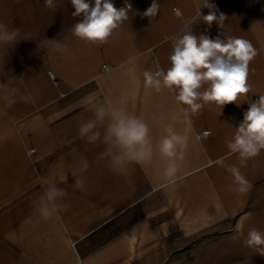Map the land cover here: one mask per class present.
Returning <instances> with one entry per match:
<instances>
[{
    "label": "crops",
    "instance_id": "1",
    "mask_svg": "<svg viewBox=\"0 0 264 264\" xmlns=\"http://www.w3.org/2000/svg\"><path fill=\"white\" fill-rule=\"evenodd\" d=\"M127 2L129 20L92 43L72 34L82 17H73L70 0H56L55 8L0 0V24L20 33L7 43L0 30V264H264L245 244L250 229L264 232V149L241 165L227 147L249 104L264 95V0H209L226 17L210 27L205 0H158L155 18L142 15L153 0ZM113 3L119 9L125 0ZM185 24L197 36L243 38L257 51L249 93L223 107L205 104L191 123L173 90L145 87L143 76L171 66L165 37L182 35ZM100 107L124 109L149 125L157 146L149 164L132 165L127 175L109 170L100 155L108 116L97 122L95 144L79 137V125L95 120ZM168 127L187 138L184 178L162 187L167 159L158 143ZM233 165L251 185L246 194L235 190Z\"/></svg>",
    "mask_w": 264,
    "mask_h": 264
},
{
    "label": "clouds",
    "instance_id": "2",
    "mask_svg": "<svg viewBox=\"0 0 264 264\" xmlns=\"http://www.w3.org/2000/svg\"><path fill=\"white\" fill-rule=\"evenodd\" d=\"M44 2L49 8L58 6L56 0ZM70 3L75 9L73 17H82L71 27L72 34L92 43L105 42L113 30L123 21L129 20V12L132 11V5L127 0L124 7L119 9L114 6L113 0L94 2L70 0ZM203 7L210 9L209 14L203 16L209 27L214 21L219 25L223 23L226 17L222 13L217 16L211 11L214 5L209 0H205ZM159 9L158 0H153L142 15L155 18ZM173 12L177 16L181 15L179 9H173ZM0 30H4L3 40L7 43H11L20 35L18 29L9 30L4 24H0ZM165 39L172 41L171 66L166 71L162 68H157L155 72L145 71L143 73L145 87L160 91L163 86L173 90L176 93V101L187 106L185 119L188 123H191L190 116L199 114L205 104L215 102L223 107L229 103H236L241 96H246L251 90L247 83L249 62L257 55V51L250 41L239 37H227L225 40L219 36L212 39L206 34L197 36L193 34L190 24H185L182 35ZM51 43L55 45L56 51L62 52V55L68 54L69 49L66 45L56 40ZM88 102L94 106L92 99ZM106 116L109 117L104 135L107 147L100 155L102 158H108L109 170L118 175H127L130 166L149 164L157 147L150 137L149 125L124 109L98 108L95 120L79 125V137L95 144L101 138V133L96 130L97 122H103ZM165 131L166 134L158 143L160 155L167 159L162 173V187L174 185L184 178L180 174V161L184 159L182 149L187 144V138L173 127H168ZM210 135V130L205 131L202 136L197 135L196 139L201 140ZM227 147L233 154H238L241 165L264 149V95H259L258 99L249 104L243 114V121ZM219 163L223 164V159H220ZM87 167V161H82L81 171ZM227 170L237 186L235 190L240 194H246L251 185L241 173L240 167L233 165ZM76 187L83 190V179L76 180ZM53 192L55 195L64 194L59 189H54ZM42 215L44 219H48L51 213L43 209ZM237 228L240 230L241 226L238 225ZM245 244L264 255V232L255 228L250 229Z\"/></svg>",
    "mask_w": 264,
    "mask_h": 264
}]
</instances>
